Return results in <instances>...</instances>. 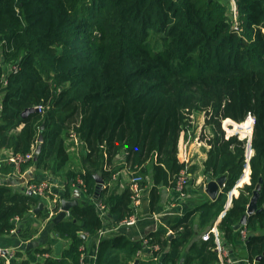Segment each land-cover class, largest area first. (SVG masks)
Here are the masks:
<instances>
[{"label": "trees", "instance_id": "obj_1", "mask_svg": "<svg viewBox=\"0 0 264 264\" xmlns=\"http://www.w3.org/2000/svg\"><path fill=\"white\" fill-rule=\"evenodd\" d=\"M0 51L6 64L19 65L6 82L0 68V150L28 154L42 135L37 169L60 177L66 198L73 185L94 197L100 175L106 187L98 200L117 224L134 210L130 186L120 191L116 174L126 168L143 176L141 186L152 185L154 210L159 189L173 188L185 167L179 141L191 127L189 115L208 112L213 136L205 174L225 176V187L173 225V238L163 231L151 234L149 246L159 245L158 258L140 264H220L214 239H195L194 222L211 227L223 213L220 232L228 241L241 237L235 227L258 185L259 211L244 227L249 261L264 264V0H0ZM249 116L251 183L227 209L243 177L249 142L238 135L226 139L221 123L227 119L244 128ZM76 160L77 169L71 165ZM39 201L0 185V236L9 235L16 219ZM103 227L96 204L74 206L70 219L53 223L54 234L67 237L70 248L36 264H81L86 236H97ZM144 248L124 235L103 238L96 264H132ZM17 258L15 264H32L19 252Z\"/></svg>", "mask_w": 264, "mask_h": 264}, {"label": "crops", "instance_id": "obj_2", "mask_svg": "<svg viewBox=\"0 0 264 264\" xmlns=\"http://www.w3.org/2000/svg\"><path fill=\"white\" fill-rule=\"evenodd\" d=\"M2 98L3 93H0V112L2 107ZM199 124L202 125L201 123ZM21 128L22 126L18 129ZM186 140H189L188 137H186ZM189 141L190 144H188V150L191 155L189 164L191 183L185 197L179 201H175L173 199L175 197L173 188L162 187L159 189V202L153 210L150 205V191L152 185L149 184L146 187H142L143 199L139 213V220L136 225L131 227L118 226L119 224H117L116 218H111L108 207H106L104 211L98 207V212L103 221L104 227L97 236H86V243L81 247V250H84V264H96V256L99 248V243L103 238H108L115 235H124L129 239L142 241L143 239L149 238L151 234L158 231H163L168 236L172 233L174 237L175 233L171 229L173 225L179 222L185 214L194 211L199 205L205 202L213 201L203 190V188L206 187V180L207 178H209L205 174V163L207 161V152L209 149L206 146L198 145V143L194 142L193 140ZM180 143L182 145L181 138L179 141V146ZM76 147V152L79 156L80 150H78V148L80 149L81 146L80 144H76ZM10 152V150H0V185L8 186L13 188L14 190L27 193L26 188L28 184L47 182L50 184L51 189L58 200V210H55L54 216L51 217L50 212L45 208L44 203H41L42 200L38 198L40 200L38 206L41 204L44 205V210L40 211L39 213L42 212L43 214H48V217L44 218L40 217L39 213L35 214L34 210L38 207L37 206L23 219H18L15 221L16 228L9 235L1 237V245L3 247L17 249L21 256L23 258L29 259L32 264L45 262L46 258H43V255L45 254H50L51 256L49 258H59L65 250L70 248L71 244L70 240L67 237L56 236L53 231L52 220L62 212V201H77L79 205L82 202L94 203L97 205L98 199H95V196H87L83 190L73 186L70 193V198H66L64 181H62L60 177L53 175L51 171L37 169L35 159H33L34 162L26 164L21 168H16L15 166L10 165V172L4 173V170L8 167V164H6L5 161L6 155H8ZM123 159L124 154L120 155L117 161L122 163L124 161ZM71 165L75 166V169L80 168V161L76 160V162H72ZM131 175L132 173L129 172L126 168L116 174L114 180L118 182L120 191L124 190L126 186H130ZM248 179L250 181V175H248L245 180L247 181ZM245 180L241 178L236 187L229 194V200L230 198L232 200L234 197H239L241 194V189L244 188L245 185H249L251 183V181H247L248 183L245 182L246 184H241ZM105 187L106 184H104V188ZM231 205L228 206L231 207ZM222 217L223 213L211 227L205 228L202 227L200 222L196 219L193 225L195 230V239H202V236L208 234V232L213 227H216L220 232V230L218 229V224L220 223ZM67 219H70V211L66 213V217L64 218V220ZM221 235L223 237L224 244L229 250L230 257L235 262V264H255L249 261L246 241L244 242L240 236H236L234 240L228 241L222 232ZM212 239H214L213 236ZM30 243H37V245H34L32 248L27 249L28 244ZM58 243L62 244V248L61 250H59V253H57L56 248ZM48 249L50 250L49 252H44ZM187 253L188 248L185 249L183 257H185ZM163 255L164 254L161 253L160 257H162ZM152 258H154L152 257V254L149 253L146 248H144L138 251L137 257L132 264H135L137 260L139 262L141 260L148 261ZM179 264H182V261Z\"/></svg>", "mask_w": 264, "mask_h": 264}, {"label": "built area", "instance_id": "obj_3", "mask_svg": "<svg viewBox=\"0 0 264 264\" xmlns=\"http://www.w3.org/2000/svg\"><path fill=\"white\" fill-rule=\"evenodd\" d=\"M234 15L236 17L237 15V9L235 7V5H233L232 8ZM0 68L3 69L4 71V75L3 78L6 82L7 78L14 72H17L19 70V65L18 63H8L6 64L3 60L2 57V52L0 51ZM38 111H41L43 109L42 106H39L36 108ZM202 115H204L205 117V112L201 113ZM197 118V113H192L189 115V119H190V124L194 125V122ZM251 118V116H250ZM228 120H223L222 121V127L224 129L225 133V138L229 139L231 136L234 135H238L236 133V127L234 126L235 123L233 122H227ZM230 123V124H229ZM254 124V121H253ZM231 126H234L235 129L233 130H229L231 128ZM240 127V126H239ZM202 127L198 128V131L200 132ZM229 130V131H228ZM239 133V132H238ZM244 133L246 134V132L244 131ZM250 136V141L249 142V146L251 149V132L249 134ZM239 136V135H238ZM186 137H188L189 140H192L191 137V130L190 128L188 130H185L182 132L181 134V139H182V145L180 143V147H179V160L181 163H183L185 165L184 169L181 170L178 179L176 181L175 186L173 187V190L175 192V197L173 198L175 201H179L181 199H183L187 193V190L190 186V179H191V173H190V152L188 150V144H190V141L186 140ZM212 137V136H211ZM246 137V135H245ZM240 138V137H239ZM211 138H207L205 141L201 140L199 137H196L194 142H197L198 145L201 146H206L207 148H211V146L208 144V141ZM241 139V138H240ZM246 139V138H243ZM248 139V138H247ZM186 142H185V141ZM76 144H79V141L76 140ZM183 147V148H182ZM247 148V150H248ZM252 150V149H251ZM35 152H36V148L33 147L31 152H29L28 154L22 155V154H13L12 151L6 155V164L11 165V166H15L16 168H21L22 166L28 164L29 162H31L34 157H35ZM250 159L251 156H248V159L246 160V165H245V169H244V176L245 175H250L251 174V167H250ZM144 180L143 176L141 175H131V179H130V189L132 191V208L134 210V213L129 216L128 218H126L125 220H123L118 226H122V227H131L137 224L138 220H139V213H140V208L142 206V197H143V188L141 186V182ZM77 184L79 186H82L83 188H85V184H84V180L82 178H78L77 180ZM73 187H76L75 185H73ZM80 189V187H79ZM26 192H31L33 196L39 198L41 201V203H44L45 208L50 212V216L53 217L55 214V210L58 209V200L54 194V192L51 189V186L49 183L47 182H41V183H31L27 185L26 188ZM232 200L230 198V200L228 201V205H231ZM227 205V209L228 206ZM97 206L101 209V210H105L106 206L103 205L101 202L97 203ZM18 220V219H16ZM13 232V231H12ZM240 235L242 240L245 242L247 240L248 237V232L246 230V228L243 226L240 228ZM212 236L214 238V243H215V251L218 253V257L220 259V263L221 264H235V262L231 259L230 254H229V250L227 248V246L224 244V240L223 237L221 235V232H219L217 230L216 227H213L208 234L203 235L202 236V240L205 242H208L212 239ZM144 247L146 248V250L152 254V257L157 258L154 254L155 252H159L160 251V247L158 245H153V246H149V240L148 239H143L142 240ZM83 250V249H82ZM17 253L18 250L15 248H10V247H3L1 245V236H0V263L2 264H15V262L20 261L21 259L17 258ZM84 254V253H83ZM81 256V264H84V256ZM51 255L50 254H45L43 255V258H49Z\"/></svg>", "mask_w": 264, "mask_h": 264}, {"label": "water", "instance_id": "obj_4", "mask_svg": "<svg viewBox=\"0 0 264 264\" xmlns=\"http://www.w3.org/2000/svg\"><path fill=\"white\" fill-rule=\"evenodd\" d=\"M35 111H36L35 108L34 109H28L23 113V116H26L27 114H29L31 112H35ZM43 129H44V126H42L41 130H43ZM43 140H44L43 136L41 135L39 137V146L37 147L36 152H35V158H34L35 161H37L38 156L41 153ZM96 182H97V187H96V192H95V199H98L100 191L104 188L105 181L100 175H96ZM261 182H262V180L260 181V183ZM225 183H226V177L225 176L220 177L218 179H213V178L209 177L206 180V187L203 188V190L212 200H215V199H217L219 194L224 189ZM260 190H261V185H258L257 189L254 192L253 197L251 198L250 204L247 208L246 215L241 220V223L235 227V230H239L242 226H245L247 224L248 217L259 211L257 202H258V199L260 196L259 195ZM28 194L32 195L31 192H28ZM77 205H79V203L77 201L70 202L67 200H63L62 201V212L52 220L53 223L56 225V224L62 222L64 220V218L66 217V213L69 212L72 207L77 206ZM43 210H44V205L41 204L34 210V213L38 214L40 211H43ZM169 237L172 238L173 234L172 233L169 234ZM34 245H37V243L28 244L27 249L32 248ZM56 248H57V253H59L60 252L59 250H61V248H62V244L58 243ZM135 264H140V262L137 260L135 262Z\"/></svg>", "mask_w": 264, "mask_h": 264}, {"label": "rangeland", "instance_id": "obj_5", "mask_svg": "<svg viewBox=\"0 0 264 264\" xmlns=\"http://www.w3.org/2000/svg\"><path fill=\"white\" fill-rule=\"evenodd\" d=\"M192 90H196V88L195 87H193L192 88ZM202 113V112H201ZM204 113V112H203ZM197 114H199V115H197V118H196V120H195V122H194V125H192L191 124V127H190V130H191V137H192V140L194 141L195 140V138L196 137H199L201 140H206L207 138H212L211 136H213V134H212V127H211V125L209 124V119H210V114H208V112L206 113L205 112V117H204V115H202V114H200V113H197ZM247 119H249L247 122V125H248V127H249V125L250 124H252L253 123V121H254V118L251 116V118H250V116L247 118ZM212 122V121H211ZM199 123H201L202 125H200ZM244 123V122H243ZM230 124V123H229ZM238 124V123H237ZM222 123H221V127H222ZM239 125H242V123L241 124H239ZM200 127H202L200 130V132L198 131V128H200ZM248 127L247 126H245L244 128H242V127H236V129H235V127L234 126H231V128L229 129V130H236V133L239 135V137L241 138V139H243V138H248V140L250 141V132H251V135H253V127H254V124L252 125V129L251 128H249V129H251V131L248 129ZM222 130H224L223 129V127H222ZM228 130V131H229ZM244 131L246 132V134L244 133ZM239 132V133H238ZM226 133V132H225ZM245 135H246V137H245ZM252 139V138H251ZM180 147V146H179ZM209 149V148H208ZM254 154V152H253V150H251L250 149V147L248 148V150H247V152H246V160L248 159V156H251L252 157V155ZM243 177H244V174H243ZM242 177V178H243ZM190 183H191V181H190Z\"/></svg>", "mask_w": 264, "mask_h": 264}, {"label": "bare ground", "instance_id": "obj_6", "mask_svg": "<svg viewBox=\"0 0 264 264\" xmlns=\"http://www.w3.org/2000/svg\"><path fill=\"white\" fill-rule=\"evenodd\" d=\"M247 177H248V174H247V175H245V176H244L242 179H243V180H245Z\"/></svg>", "mask_w": 264, "mask_h": 264}]
</instances>
